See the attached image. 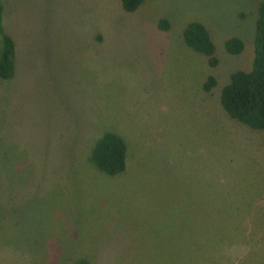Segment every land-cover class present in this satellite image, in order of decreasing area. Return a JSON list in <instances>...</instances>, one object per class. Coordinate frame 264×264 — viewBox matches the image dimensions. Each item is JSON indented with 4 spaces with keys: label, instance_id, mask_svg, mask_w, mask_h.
<instances>
[{
    "label": "rangeland",
    "instance_id": "rangeland-1",
    "mask_svg": "<svg viewBox=\"0 0 264 264\" xmlns=\"http://www.w3.org/2000/svg\"><path fill=\"white\" fill-rule=\"evenodd\" d=\"M259 2L0 0L15 49L0 80V264H264V130L218 103L250 67ZM191 22L215 68L184 45ZM106 132L126 148L111 177L79 164Z\"/></svg>",
    "mask_w": 264,
    "mask_h": 264
},
{
    "label": "trees",
    "instance_id": "trees-1",
    "mask_svg": "<svg viewBox=\"0 0 264 264\" xmlns=\"http://www.w3.org/2000/svg\"><path fill=\"white\" fill-rule=\"evenodd\" d=\"M116 1L124 13H133L143 2V0ZM1 12L0 5V80L7 81L12 79L14 73L15 49L12 39L3 31ZM157 28L166 30L167 22L159 20ZM181 38L187 48L204 57L209 68L216 67L215 47L203 25L196 22L188 23L181 32ZM96 39L99 41L100 37L97 36ZM222 47L227 55L237 56L243 50V43L232 37L226 39ZM215 85V79L207 76L201 85L202 93H210ZM218 103L229 119L251 130H264V0H260L256 10L250 67L247 71L230 73L226 84L219 91ZM92 145L83 152V162L110 177L125 170L126 148L120 137L106 132ZM76 264L87 263L80 260Z\"/></svg>",
    "mask_w": 264,
    "mask_h": 264
},
{
    "label": "crops",
    "instance_id": "crops-1",
    "mask_svg": "<svg viewBox=\"0 0 264 264\" xmlns=\"http://www.w3.org/2000/svg\"><path fill=\"white\" fill-rule=\"evenodd\" d=\"M1 23H2L3 31H4V33H5L4 26H3V19H1ZM87 147H88V146H87ZM81 151H82V150H81ZM81 151L79 152V156H80V158L84 159V157L82 156L83 152H81ZM79 164L82 165V168H83V169L86 168V166L88 167V163H80V162H79Z\"/></svg>",
    "mask_w": 264,
    "mask_h": 264
}]
</instances>
